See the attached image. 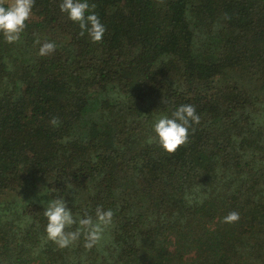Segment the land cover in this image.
Returning <instances> with one entry per match:
<instances>
[{
  "label": "trees",
  "instance_id": "1",
  "mask_svg": "<svg viewBox=\"0 0 264 264\" xmlns=\"http://www.w3.org/2000/svg\"><path fill=\"white\" fill-rule=\"evenodd\" d=\"M59 2L0 37V264H264V0H92L99 43ZM185 103L189 142L148 143ZM49 193L112 209L108 241L45 242Z\"/></svg>",
  "mask_w": 264,
  "mask_h": 264
},
{
  "label": "clouds",
  "instance_id": "2",
  "mask_svg": "<svg viewBox=\"0 0 264 264\" xmlns=\"http://www.w3.org/2000/svg\"><path fill=\"white\" fill-rule=\"evenodd\" d=\"M35 3L36 0H0V37L4 42L11 44L21 40ZM59 8L69 20L78 24L79 35L86 34L92 43L103 40L106 26L95 11L92 0H60ZM55 48L53 41L44 42L39 47V55L46 56L54 52ZM200 119L195 105L189 103L177 105L170 114L161 112L154 117L153 135L148 137V143L156 142L165 152L174 153L189 142L190 134L194 131L193 125L199 124ZM51 123L55 126L59 122L53 118ZM48 197L41 200L43 216L47 220L44 227L45 242L51 241L63 249L83 237L85 248L91 249L108 241L114 226L112 209L97 205L93 210L85 209L82 214H74V205L69 206L65 195L49 193ZM186 199L191 202L190 197L186 196ZM238 219L239 213L236 211L223 217L225 223Z\"/></svg>",
  "mask_w": 264,
  "mask_h": 264
}]
</instances>
